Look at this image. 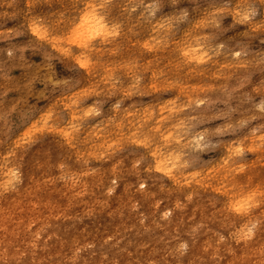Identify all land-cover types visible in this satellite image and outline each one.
Here are the masks:
<instances>
[{
  "label": "rangeland",
  "instance_id": "rangeland-1",
  "mask_svg": "<svg viewBox=\"0 0 264 264\" xmlns=\"http://www.w3.org/2000/svg\"><path fill=\"white\" fill-rule=\"evenodd\" d=\"M90 1L0 0V179L6 164L19 177L11 194L0 190V212L9 201L19 204L28 197V207L39 203L46 192L58 191L64 179L67 184H79L75 176L65 175L66 168H76L77 162H104L107 153L118 158L119 174L123 172L119 165H128L126 179H137L135 170L148 159L141 156L140 147L120 136L129 118L117 115L140 110L136 113L142 119L146 108L157 113L156 104L148 105L160 97L178 110L184 138L189 139H184L189 148L180 153L184 173L192 176L188 179L192 191L173 192L169 181L160 177L161 192L157 197L147 196V182L130 193L121 190L118 179L105 196H117L114 209L112 201L99 219L89 221L79 213L69 223L75 242L67 248L76 252L72 264L83 259L87 264H256L239 263L222 248L221 255L217 249L212 255L192 254L189 245L193 240L197 246L201 242L231 247L240 243L236 235L242 226L236 222L239 216L232 217L231 211L227 215L221 206V192L234 184L241 198L250 193L254 198L245 206L253 234L264 221V0H96L98 12L106 7L114 36L106 42L97 39L86 50L76 43L62 45L69 55L58 50L62 42L52 47L28 29L25 18L30 16L34 26L70 43L69 25ZM145 43L158 55L151 64L147 50L138 48ZM198 47L207 58L200 65L187 63L183 53ZM83 57L93 64L95 74L87 75L80 66ZM170 58L174 65L169 64ZM129 67H133L131 77L127 76ZM125 90L135 93L136 100L128 99ZM111 120L122 123L123 132L119 127L114 133L119 135L117 140L109 146L114 135ZM64 130L75 135L79 156H74L68 144H57L55 132ZM101 142L98 160L94 159L97 155L88 158L86 147ZM197 143L201 146L195 147ZM235 175L250 181L236 182ZM39 242L37 236L30 241L22 236L11 247L18 251L9 257L2 258L1 248L0 264H21L32 256L31 264H59L61 259L50 254L55 248L41 247ZM39 250L45 253L44 260L35 258Z\"/></svg>",
  "mask_w": 264,
  "mask_h": 264
},
{
  "label": "bare ground",
  "instance_id": "bare-ground-1",
  "mask_svg": "<svg viewBox=\"0 0 264 264\" xmlns=\"http://www.w3.org/2000/svg\"><path fill=\"white\" fill-rule=\"evenodd\" d=\"M85 4H86L85 6L83 5V10L78 12L79 16H78V19L76 18L77 21H75L69 25L68 34L72 35L70 38L71 40H69L70 43L67 42V40H68L67 38H66V42H63V39H64L63 36H61V37H63V39L61 37H58L59 39L61 38L62 40H58V39H56L57 35H56V38H54L48 30L42 29V27H40L38 25L34 26L33 17H30V16L29 17L27 16L25 18L26 22L29 23L28 29L32 35H35L37 38L40 39V41H44V42L50 44V46L52 45V47H55L54 45H56L59 42H62V44L59 43L61 49H58V50H60V53H63L64 55L65 54L69 55L68 54L69 50H65L66 48H64V47L69 45V44H72V43H76V46L78 48L86 50L97 39L102 40V42L103 41L106 42L107 40H109V38L114 36L113 33H115L114 28L112 26L109 27L110 19H108L109 16L105 12L106 7L102 8L101 12H98L100 8H98V3H96V0H91L90 2H86ZM110 14H112V12ZM77 31L81 35L78 38H75L74 33ZM64 44H65V46L62 47V45H64ZM138 48L139 49L144 48L150 54V57H149L150 59H148L149 64H151V63H153V61H155V59L152 57L157 58V56H158L154 51H150L151 47L148 45V43H145L142 45L140 44V46H138ZM55 49L57 50V48H55ZM192 49H194L193 50L194 54H193V52L191 53L189 51V49H188V51L190 53L188 51L183 53L184 57L187 60V63H190V64L196 63L197 65L202 64L205 57L207 56L206 52L202 49V47H198L197 50H196V48H192ZM185 50H187V49H185ZM200 50H202V53L199 52ZM126 53L129 54L130 53L129 50H127ZM197 54H199V55H197ZM170 55L171 54L169 53V56ZM187 57H188V59H187ZM83 58H82L81 62L79 63L80 66L85 70L87 75H92L93 73L95 74V72H94L95 68H94L93 64L90 63L89 60H85V58L83 60ZM75 59H77V61H78L79 58H75ZM86 59H87V56H86ZM82 64L84 66H82ZM169 64H171V65L175 64V62L172 58H170ZM152 70L156 71V67H153ZM133 74H134L133 67H129L128 72H127V76L131 77V76H133ZM82 77L84 78V75ZM151 80H153V77L151 78ZM131 83H134V79L131 81ZM124 92H125L124 94L128 96L127 97L128 99H130L132 101L136 100L135 96H134L135 93H132V92L127 91V90H125ZM178 93H180L179 90H178ZM161 100H163V99H161L160 97H156L155 102L148 105L150 108H152V107H155L154 105L156 104L157 105L156 106L157 107V110H156L157 113H153V111L151 109L149 110L146 108L145 113L140 114L142 119L137 117L138 114L136 113V112H140V110H134V111L125 110L122 114L117 115L118 118H121V117H126V118L128 117L129 118V122H127V123L123 122V126L126 129L125 133L122 130V123H118V122L114 123V120L110 121L112 134L116 133L117 132L116 130L120 127L119 132L120 133L123 132V134H121L120 136L124 137L125 139H128L127 141H129L130 144H133V145L140 147L142 149L141 156L146 157L148 159V162L144 166H141L140 168H138L136 170L134 169L135 172L139 175V177L137 179H126L127 175L130 173V171H129L130 167H128V165L122 166L120 164L118 168H120V170H123V172H121L119 174L118 170L116 169V167H117L116 164L119 160L117 157H114V154L110 155L109 153L106 154L107 158L105 159L104 162H77V167L71 168V170L75 171L73 173L68 166L69 169L66 168L65 175L67 177H69V176L74 177L75 176L77 179V182L79 184L72 181L74 184L70 185V183H68V184L66 183L68 181H66L65 179L62 180V182H60V187H59L58 191H56L55 193L46 192L44 194L42 200L44 201L45 204H42V200L39 203H37L39 206H41L40 208H36L37 204H33L31 207L30 206L28 207L29 204L26 203L28 201V197L26 199L21 200L19 202V204L10 203L12 201H9L6 203V206H5L6 208L4 209L3 212H0V234L3 235V237L0 235V252H2L1 248L4 250L3 254H1V255H3L2 258L9 257V255L12 252L18 251V250L12 249L11 247L17 246L16 244L22 236L25 238V240H28V241H30L31 239H33L34 237L37 236V237H39V240H40L39 245L41 247H42V245H44L45 247H49V248L54 247L55 248L52 251V253H50V254L52 255V257L54 256V258H58V259L60 258L61 259L59 261V264H72L74 259L76 260V258H75L76 252H75L74 248H72L70 250L67 248L68 244L72 245V243L75 242L71 238L69 231H68L69 230V228H68L69 223L73 222L74 219L77 218L79 213L82 215V217H85L87 220L95 218V217L99 219L98 216L100 214H102V213L107 214V211H108L107 205L108 206L111 205L112 201H114V203L111 205V207H113V209H114V207H116V205H117V196H115L113 199H109V198L106 199L105 196H107L110 191L114 190V183L117 182L118 179H119V181L121 180V185L123 186L121 188V190L122 191L130 190V193L137 191L138 185L140 183L144 184L145 182H147L149 184V186H148V192L149 193L147 196H153V194H154V196L157 197L159 194V191L161 192V185L159 183L160 177H164L169 181L170 185H172V188H173L172 191L173 192H176L175 190H178L179 193H183V192L188 191L190 189L192 191V188L190 187L191 181H188V179L190 180L192 176H187L184 173V170H183L184 165H183V161H182V157H181V153H182L181 151L183 150V148L184 149L189 148L188 147L189 145L186 144V142H185V140H189V139L187 136L184 138V134H185L184 130L185 129L183 127V124L178 121V120H180V117L178 118V110L174 106H172L173 104H171V106H167L166 102L168 101L170 103L169 100H167V101H161ZM71 116H73V115H71ZM111 118L112 117H110V119ZM118 120L120 121V119H118ZM94 134H95V132L93 133V135ZM74 136L75 135L72 133L71 130H70V132H69V130L67 132H66V130H64V132H60V131L55 132V137H56L55 140H56L57 144L58 143L68 144L70 146V148L74 151L73 152L74 156H79L80 151L78 149L79 147L76 144L77 142H76ZM118 136H119L118 134L112 135L109 138L110 140L108 141L107 144L109 146H112L114 141L117 140ZM194 140H196V139L194 138ZM192 141H193V139H192ZM102 145H103V143L101 142L99 144L96 143V145L94 144V146H92V147H86L87 157L88 158H94V156L97 155V157L94 159L98 160V155L100 153L99 151H101L100 149L103 147ZM199 146H201L200 143L195 144V147H199ZM141 156H137V158L140 159ZM227 158L232 162L235 161L234 156H232L231 154L228 155ZM222 160L223 159L220 158V162ZM2 163H4V162H2ZM62 164H63V162H62ZM60 165L58 167H60ZM3 166H5V169L3 172V177L0 179L1 180L0 190L3 192H8V194H11L13 192V187H14L13 183L16 181L15 178L16 177L19 178V177L17 174H15L16 172H14V170L12 169L11 166H7V164L3 165ZM58 170L61 171V168L60 169L58 168ZM149 172H151L153 174L149 175ZM228 173L231 174L232 171L228 170ZM61 174H63L62 171H61ZM118 174L120 175V178H119V176H117ZM207 176H206V178H207ZM142 177H144V178H142ZM210 177L211 176H209V178ZM241 177H240V175H235V177H233L234 178L233 180H235L236 182L246 181V183H248L247 181H250V178L243 179L244 176L242 178ZM204 178L205 177H203V179ZM211 178H213V177H211ZM71 180H74V179H71ZM199 180L201 181V179H199ZM204 181L205 180H203V182ZM258 181H259V179H258ZM209 182L210 181L206 182L207 186H208ZM206 183H205V185H206ZM195 184H197V183H195ZM201 185H203V184L201 183ZM232 185H233V183H232ZM233 186H232V188L226 189L224 192H221L222 196L224 197V200L221 202V206H222L224 212L227 213V215L230 213L229 211H231V213H233V215H234L232 217H236V219H238L237 216H239V219L236 220V222L240 221L241 224L239 226H241V225L242 226H241L240 231L237 234L236 233L235 234L237 235V237H239L241 239L238 241L240 243H238L235 247H231L230 245H227V244H221L218 246V244H212L209 242H203V243L201 242V244L199 246H197L196 244H192V242L194 241L193 240L192 242H190L191 245H189V246H191V253L196 254L198 252H201L204 254L212 255V254H214L213 252H215V250L217 249L218 253L221 255L222 250L226 249L230 254H232L234 256V257H232L233 259L234 258L238 259L239 263H241V262L244 263V261L245 262H251L252 261V263L262 264L264 262V221L256 229L257 232L255 234H253L251 231L253 229H251V227L249 228V226L252 223L251 218H250V213L247 211V208L245 207V206H248L250 201H252V198H253V197L251 198L252 193H250L248 196H246V198H241V196L239 195L240 192H238V191L235 192ZM236 187H238V185ZM210 188H212V187H210ZM248 190H246V191H248ZM188 195H190V194H188ZM245 195H246V193H245ZM254 196H255V194H254ZM238 208L240 209L239 211L237 210ZM191 217H194V216H191ZM97 221H99V220H97ZM199 223H201V222H199ZM71 226L73 227V225H71ZM252 226L254 227V224ZM70 230H72V229H70ZM89 230H91V229H89ZM231 231H233V230H231ZM60 234H62L64 237H61ZM236 235H234V236H236ZM59 236H60V238H59ZM247 236H250V238H247ZM56 237H57V239H56ZM43 238H45L46 240H42ZM108 239H109V237H108ZM229 240H230V238H229ZM234 241H237V239ZM185 245H186V243H185ZM221 248H222V250H221ZM154 250H155V248H154ZM156 255H157V253H156ZM43 256L45 257V253L43 252V250H39V251L35 252V258L36 259L44 260ZM216 256H218V255H216ZM72 258H74V259H72ZM184 258H185V256H184ZM33 259H34L33 256L30 258L23 259L21 261L22 262L21 264H31ZM122 259H121V261H122ZM220 260H221V258H220ZM80 261L81 262H79L78 264H87V260L83 259ZM95 262H96V260H95ZM37 264H38V262H37ZM93 264H94V262H93ZM115 264H116V262H115ZM178 264H180V263L178 262ZM207 264H209V263H207ZM228 264H229V262H228Z\"/></svg>",
  "mask_w": 264,
  "mask_h": 264
},
{
  "label": "snow or ice",
  "instance_id": "snow-or-ice-1",
  "mask_svg": "<svg viewBox=\"0 0 264 264\" xmlns=\"http://www.w3.org/2000/svg\"><path fill=\"white\" fill-rule=\"evenodd\" d=\"M245 19H246V17H245ZM80 35L81 34L78 31L74 33L75 38H78ZM82 66H84V65L82 64ZM237 210L239 211L240 209L238 208Z\"/></svg>",
  "mask_w": 264,
  "mask_h": 264
}]
</instances>
